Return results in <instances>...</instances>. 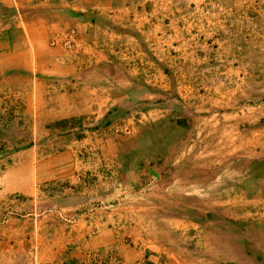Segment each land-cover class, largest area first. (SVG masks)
<instances>
[{
	"label": "rangeland",
	"instance_id": "374dc122",
	"mask_svg": "<svg viewBox=\"0 0 264 264\" xmlns=\"http://www.w3.org/2000/svg\"><path fill=\"white\" fill-rule=\"evenodd\" d=\"M123 5L99 42L122 92L109 139L78 118L37 140L34 83L0 77V264H163L171 246L264 264V0Z\"/></svg>",
	"mask_w": 264,
	"mask_h": 264
},
{
	"label": "crops",
	"instance_id": "0c3cea01",
	"mask_svg": "<svg viewBox=\"0 0 264 264\" xmlns=\"http://www.w3.org/2000/svg\"><path fill=\"white\" fill-rule=\"evenodd\" d=\"M127 1L0 0V77L27 78L21 82L25 81L27 85L31 81L34 83L31 96L34 123L37 128H42L39 133L43 135L37 140H44L45 134L54 131L61 132L60 138H74L77 131L69 134L66 129L59 130L55 125L65 120L71 123L72 119L78 118L83 120L81 132L84 135L104 134V138L109 139V133L102 131L103 125L109 123V110L112 112L117 108L109 94L119 96L120 103L122 92L121 88H116L118 83L109 72L107 48L99 42L109 34V17L129 11V8H122ZM68 28L77 33L76 48L72 51L52 44L54 39L58 40V35H65L63 31ZM125 113L128 116L127 110ZM81 139L79 143L76 141V145ZM73 146L72 143L68 150L59 151L51 155L52 158L41 161L42 175L62 169L59 158H72L76 154L75 149L71 150ZM24 154L33 157L31 151L26 150ZM54 157L59 162L55 166ZM107 232L101 231L91 243L109 245ZM61 248L54 250L49 245L47 251L56 253ZM181 251L175 246L165 249L163 264H242L237 260L219 262L221 259L215 251L213 254L208 250L199 254L191 249ZM125 254L129 256V251L126 250ZM38 264L57 263L50 258Z\"/></svg>",
	"mask_w": 264,
	"mask_h": 264
},
{
	"label": "built area",
	"instance_id": "2783aa9c",
	"mask_svg": "<svg viewBox=\"0 0 264 264\" xmlns=\"http://www.w3.org/2000/svg\"><path fill=\"white\" fill-rule=\"evenodd\" d=\"M57 42H58V40H57V39H54L52 43H53L54 45H56ZM71 42H72V41H67V42H65L64 44H65L66 46H68Z\"/></svg>",
	"mask_w": 264,
	"mask_h": 264
},
{
	"label": "bare ground",
	"instance_id": "6f19581e",
	"mask_svg": "<svg viewBox=\"0 0 264 264\" xmlns=\"http://www.w3.org/2000/svg\"><path fill=\"white\" fill-rule=\"evenodd\" d=\"M259 31H260V29H259ZM252 32V31H251ZM259 36V35H258ZM251 38V37H250ZM254 38V37H253ZM263 42V41H262ZM262 94V93H261ZM258 123V122H257ZM246 124V123H245ZM244 124V125H245ZM254 124V123H253ZM256 124V123H255ZM247 125V124H246ZM260 134V133H259ZM257 147V146H256ZM262 149V151H264V146L261 148ZM262 160V159H261ZM260 180V179H259ZM256 182H257V180H255ZM251 182V181H250ZM248 183V182H247ZM261 183V182H260Z\"/></svg>",
	"mask_w": 264,
	"mask_h": 264
}]
</instances>
